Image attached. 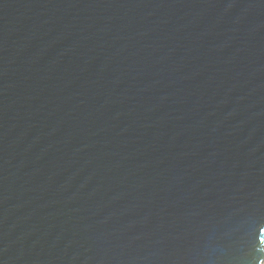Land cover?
Returning a JSON list of instances; mask_svg holds the SVG:
<instances>
[{
	"label": "water",
	"instance_id": "95a60500",
	"mask_svg": "<svg viewBox=\"0 0 264 264\" xmlns=\"http://www.w3.org/2000/svg\"><path fill=\"white\" fill-rule=\"evenodd\" d=\"M264 0H0V264H264Z\"/></svg>",
	"mask_w": 264,
	"mask_h": 264
},
{
	"label": "bare ground",
	"instance_id": "6f19581e",
	"mask_svg": "<svg viewBox=\"0 0 264 264\" xmlns=\"http://www.w3.org/2000/svg\"><path fill=\"white\" fill-rule=\"evenodd\" d=\"M263 262H264V260H263Z\"/></svg>",
	"mask_w": 264,
	"mask_h": 264
}]
</instances>
